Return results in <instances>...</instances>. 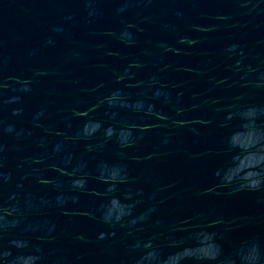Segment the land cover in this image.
<instances>
[{"label":"water","instance_id":"water-1","mask_svg":"<svg viewBox=\"0 0 264 264\" xmlns=\"http://www.w3.org/2000/svg\"><path fill=\"white\" fill-rule=\"evenodd\" d=\"M0 264H264V0H0Z\"/></svg>","mask_w":264,"mask_h":264}]
</instances>
